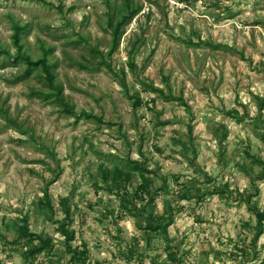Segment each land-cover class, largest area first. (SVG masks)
I'll use <instances>...</instances> for the list:
<instances>
[{
    "label": "rangeland",
    "instance_id": "374dc122",
    "mask_svg": "<svg viewBox=\"0 0 264 264\" xmlns=\"http://www.w3.org/2000/svg\"><path fill=\"white\" fill-rule=\"evenodd\" d=\"M0 47L21 57L0 55V264H171L165 236L94 185L128 158L155 172L153 191L166 184L156 213L174 210L184 264H264V0H0ZM25 57H47L67 101L105 123L33 95L50 88ZM64 198L82 262L57 221ZM25 220L53 246L30 256Z\"/></svg>",
    "mask_w": 264,
    "mask_h": 264
},
{
    "label": "trees",
    "instance_id": "16d2710c",
    "mask_svg": "<svg viewBox=\"0 0 264 264\" xmlns=\"http://www.w3.org/2000/svg\"><path fill=\"white\" fill-rule=\"evenodd\" d=\"M20 27L17 26L16 34H15V41L19 43V36ZM114 35V43L113 48H116L120 42V27L115 30ZM93 53H99L100 51L98 48L92 47ZM6 54L9 58L13 59V61L17 62L20 61L21 57L13 56L8 50L0 47V55ZM103 56V53H101ZM27 68L26 74H31L34 70H40V77L45 81L46 85L49 86L50 91L46 92L41 89H34L32 90L33 95L44 98L46 100L54 99L62 106L64 111L72 116L77 117L80 119L82 117L87 118H94L100 123H105L102 117H99L94 114H89L87 112H77L75 106L69 103L61 91L57 84L55 83V76H53V64H51L47 57L41 58L37 61H33L30 58H26ZM103 65H106L110 71H114L112 64L103 57L102 62ZM175 98V97H174ZM184 101L183 98H178ZM142 104V100L140 97L135 98V107H138ZM263 108H261L262 111ZM232 115H236L238 120H243L244 116H239V112L237 110L229 111ZM249 113V112H247ZM249 115V114H248ZM189 134L192 136L193 134V126L189 125ZM126 166L116 165L114 168H108L107 166L100 167V177L102 182L106 183V188L100 184L99 181H95L94 185L98 189H106L109 192H114L117 195L122 197V205L123 207L133 213L134 215L142 214L144 217V229L147 234L151 233H158L160 235H164L166 238V242H168L166 251H167V258L170 260L171 264H184L183 258L180 256V248L178 245H173L169 236V227L173 223L174 219V210L171 209V213L165 214H157L156 207H157V195L160 190H167V186L157 188L155 191L152 190V186L154 183L153 174L155 172L146 165L145 162L140 160H133L128 158L126 161ZM264 166V161H262ZM128 167V169H126ZM133 171L137 172L141 178V182L137 185V187L131 188V185L134 181ZM156 175V174H155ZM187 191H184L181 195L182 198H188L191 194V188H186ZM68 198H64L62 202V206L64 207V218L62 220H57L60 223V230L66 237V244L65 248L67 252L72 254V259L78 262H82L85 258L86 252L83 250L78 251L77 249H73L70 242L75 238V232L69 229V226L73 223V214H72V207L67 203ZM41 208L44 210L46 215L54 219L56 217V211L52 199L48 192L42 200L40 204ZM253 212L257 217V233L256 238L260 236L261 233L264 232V210H261L258 207L252 208ZM25 220L22 224L17 226L19 238L27 239L31 242V248L29 250L30 256H35L39 253L44 252L48 248L53 246V241L50 237H45L41 234L35 233L31 231L30 227L26 223Z\"/></svg>",
    "mask_w": 264,
    "mask_h": 264
}]
</instances>
